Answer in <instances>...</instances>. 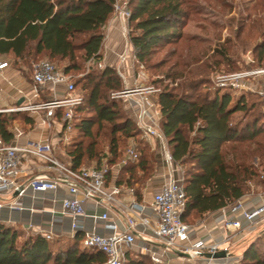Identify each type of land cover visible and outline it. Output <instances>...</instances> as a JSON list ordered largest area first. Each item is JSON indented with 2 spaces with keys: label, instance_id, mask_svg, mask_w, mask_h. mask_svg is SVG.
Here are the masks:
<instances>
[{
  "label": "trees",
  "instance_id": "trees-1",
  "mask_svg": "<svg viewBox=\"0 0 264 264\" xmlns=\"http://www.w3.org/2000/svg\"><path fill=\"white\" fill-rule=\"evenodd\" d=\"M116 1L0 0V55H13L31 66L40 57H48L65 62L62 67L71 74L82 72L90 59L95 60L90 71L77 80L84 92V102L78 108L74 131L90 141L87 144L75 141L72 135L66 145L74 168L87 166L88 161L96 162L90 166L104 162L94 140L104 122L112 128V155L105 160L110 166L122 159L125 150L121 145L141 136L135 120L124 113L123 99L113 97L114 92L124 89L118 70L97 66L102 61L104 26L113 16ZM127 7L131 11L128 39L137 69L140 64L149 69L162 67L163 59L158 62L153 59L185 37L191 16L186 0H128ZM254 53L253 61L240 68L233 60L226 62V72L264 67V41L255 46ZM193 64L186 63L190 68L185 74L176 73L171 66L165 73L169 83L157 95L160 128L174 161L183 170L187 195L183 219L187 223L192 216L203 217L232 206L249 194L250 184L259 176L252 160L254 157L264 160V99L256 93L235 95L230 88L205 89L209 82L204 76L205 66L194 68ZM250 96L257 100L250 104ZM256 108L259 111L253 114ZM83 110L88 113L81 116ZM238 112L245 119L235 121ZM16 119L14 113H0V136L5 141L14 138L9 128ZM137 148L138 161L120 169L118 185L136 187V182L154 173L155 155L145 152L140 145ZM258 185L263 187L264 181ZM136 194L138 199L142 198L137 187ZM82 240V233L72 238L47 239L42 233L26 234L0 222V264H104L105 254L85 248ZM132 254L127 252L126 264H153L144 254ZM242 262L264 264V231L248 245Z\"/></svg>",
  "mask_w": 264,
  "mask_h": 264
},
{
  "label": "built area",
  "instance_id": "built-area-1",
  "mask_svg": "<svg viewBox=\"0 0 264 264\" xmlns=\"http://www.w3.org/2000/svg\"><path fill=\"white\" fill-rule=\"evenodd\" d=\"M114 13L125 23L124 33L129 32V18L131 11L117 0ZM122 62L132 61L136 67L135 54L125 52L119 56ZM90 67L95 60H89ZM11 65L8 60L0 59V79L4 70ZM100 69L104 62L97 63ZM89 67V68H90ZM145 66L140 64L137 79L129 85L127 75L117 69L124 82V89L113 93L115 98H124L128 108L132 111L136 125L141 136L148 142L154 140L155 148L160 150L164 161L170 168V178L162 189L154 193L150 207L153 214L147 215V205L138 200L136 187H125L116 182L120 169L139 159L137 145L131 143L125 149L119 163L110 166L104 161L99 166H81L74 168L72 158L64 152L62 157L56 150L68 145L72 139L74 125L77 121L78 108L84 102V92L78 87L73 74L67 73L64 67L49 59H40L32 63V81L36 97L40 90L52 91V96L34 103H21L0 109V113L39 112L42 113V124L56 130L58 142L28 140L19 145L12 141H5L0 136V195L5 191L16 192V198L4 203L0 201V209L8 206L11 210L24 208L20 200L30 190L37 192L57 191L62 186L68 189L69 195L62 198L60 211L71 217V232L74 237L83 234L82 245L85 248H95L106 256L104 264H126V254L133 247L139 246L147 251L155 264H166L165 254L176 252L193 259H204V264H214L215 258L206 256L207 253H216L226 250L230 257L229 243L231 235L242 229V220L239 217L224 218V224L229 234L222 242H208L206 239L193 240L191 226L183 219L187 208V195L183 185L182 168L172 156L167 145L166 137L160 128L161 111L158 105L159 87L148 82ZM144 73V74H143ZM216 85L221 88H230L235 93H256L264 99V67L242 69L230 73H223L213 77ZM64 87V95H58L57 89ZM57 126L59 128H57ZM14 135L24 134L17 123L13 126ZM58 147V148H57ZM24 156L36 157L45 163L51 172H41L21 179V163ZM116 171L114 174L113 172ZM113 180V181H112ZM130 197L129 203H124L123 195ZM94 203L96 210L103 207L105 211L89 212L86 203ZM231 211L242 216L249 225H253L264 216V203L254 209H245L241 199L230 206ZM127 214L126 222L122 227L118 220L111 218L110 212ZM94 220L95 228L88 229L84 225L85 218ZM103 221L106 233L96 230L99 222ZM47 239H52V233H42ZM224 244H227L224 246ZM157 245L159 248L151 249L149 246Z\"/></svg>",
  "mask_w": 264,
  "mask_h": 264
},
{
  "label": "crops",
  "instance_id": "crops-1",
  "mask_svg": "<svg viewBox=\"0 0 264 264\" xmlns=\"http://www.w3.org/2000/svg\"><path fill=\"white\" fill-rule=\"evenodd\" d=\"M124 26V21L120 20L119 17H115L114 15L105 24V39L102 48V61L104 62L105 66H111L124 71L127 75L129 85H133L137 79L136 71L138 72V69L136 67L134 68L131 60L124 63L119 58V56L125 52L134 54L133 47L124 33ZM0 59L11 62V65L4 70V75L0 79V109L18 104L22 98L24 99L22 103H34L52 96V91L41 89L39 97H36L33 81L29 83L25 77L21 75L20 78L23 81V84L19 85L16 89H8V86H13V82L10 81L7 84L5 82V76L8 72L13 75L16 74L14 71H12L13 61L8 55H0ZM64 93V87H59L57 89L58 95H64ZM22 113H26V118L21 116L20 119L18 118L14 120L9 130L14 135L15 131L13 130V126L17 123V125L23 129L24 134L21 136L14 135V138L11 140L12 143L23 145L28 140L46 141L49 139L55 143L58 142L56 130L42 124V113L21 112L14 114ZM57 128L59 127L57 126ZM151 143L156 146L154 140H152ZM65 151V147H63L56 150V153L62 157ZM41 172L51 171L49 167L40 159L29 156L23 157L20 171L22 180ZM113 173L115 174L116 171ZM169 174L170 168L164 161L160 150H158L157 168L155 172L150 177L141 179L140 182H136L137 189L142 193V198L138 200L147 205L145 209V213L147 215L151 216L153 214V210L150 207L153 195L154 193L160 191L163 185L169 181ZM139 175L141 178L142 172H140ZM125 187L127 188L129 186ZM68 195V189L65 186H62L57 191L37 192L35 194L29 190L28 193L20 199L24 206L22 210H11L7 205L0 209V222L8 226L21 229L26 234L52 233L54 238H72L71 217L69 215L63 214L60 211V202L62 198ZM16 196L17 194L14 191H5L0 195V201L7 204L13 201ZM123 201L124 203L130 202V197L127 193H124ZM241 201L247 210L254 209L256 206L264 203V186L254 193L247 194L241 199ZM86 208L89 212L97 211L99 214L105 211L103 207L96 210V207L92 202H87ZM110 215L113 220H118L120 225L124 227L127 218V214L125 212L118 213L116 210H112ZM226 217H239L242 220V229L234 235H231L230 240L228 241L229 244L231 243L229 245L230 257L215 258L214 264H236L233 263V258L236 259L238 263L239 259L237 260V258L233 257L231 254V245H236L242 242H246L249 245L260 233L264 231V216L261 219H258V221H256L253 225H249V222L246 221L242 216L234 214L229 206L219 209L213 213H207L203 217H198L195 221L189 222L191 226L192 239H206L208 242L224 241L225 237L229 234L224 224V218ZM84 225L88 229L95 228L94 220L91 217L85 218ZM96 230L100 233L107 232L103 221L98 223ZM142 245H144L143 242H140L139 246L133 247L130 251L149 255L147 251H143ZM226 245L227 244H224V246ZM149 247L151 249L159 248L157 245H151ZM246 248L240 253V258H242L241 254L243 255ZM165 263L204 264V259H193L180 255L176 252H169L165 254Z\"/></svg>",
  "mask_w": 264,
  "mask_h": 264
},
{
  "label": "rangeland",
  "instance_id": "rangeland-1",
  "mask_svg": "<svg viewBox=\"0 0 264 264\" xmlns=\"http://www.w3.org/2000/svg\"><path fill=\"white\" fill-rule=\"evenodd\" d=\"M119 1L122 6L127 7L128 0ZM186 6L189 8L191 16L185 28V37L178 44L163 49V51L153 59L154 62L163 59L164 65L162 67L149 69L144 65L145 75L148 76L147 81L154 83L161 89L164 85L169 83L165 73L171 66H173V71L176 73L185 74L190 68V66L189 68L186 66V63L192 61V63H194V68L205 66V70L203 69L204 76L209 78V82L204 86L205 89H229L228 87H218L213 77L223 73H230L226 72L228 70L226 62L233 60L232 62L236 63L240 68L253 61L255 46L264 41V0H186ZM113 15L118 17L116 13H113ZM128 33H126L127 38ZM8 56L12 58V66L16 69L14 70L12 67V71L16 73L15 75L8 72L5 76V82L7 84L10 81L13 82V86H8V89H16L19 85L23 84L20 75L25 77L29 83L32 82L31 65L26 64L22 60H16L13 55ZM40 59L50 60L48 57H40ZM53 62L59 66L65 65V62ZM217 62L220 63L217 64ZM175 64H177V66H175ZM215 64L217 65L216 67H214ZM89 67L90 65L87 62L82 72L80 71L73 74L76 81L90 71ZM179 81L181 82V80ZM174 85H177V83ZM234 94L240 95V93L235 92ZM121 99H123L121 106L123 107L124 113L126 115L129 114L134 119L133 113L128 108L125 99ZM256 100L257 98L254 96L248 97L250 104ZM258 111L259 109L256 108L252 113L255 114ZM87 113L88 111L83 110L81 116ZM25 114L26 113L16 115L17 118L20 119L21 116ZM234 119L235 121H242L245 119V116L243 113L238 112L234 115ZM111 129V125L104 122L103 126L97 129V132L99 131L98 134L94 136V140L97 143L96 150L100 153L101 159L103 158L102 162L112 155L110 153ZM73 136L75 141H84L86 144L90 141L88 137H85L78 131H74ZM259 139L263 141V137ZM131 143L140 145L145 152L153 153L155 158H158V149L155 148L151 142L143 139L142 136H138L136 139H129L126 144L121 145V149L124 151ZM62 146L66 147V145ZM252 162L255 164L259 176L250 184L251 190L249 194L261 189L258 182L261 183L262 180L264 181V160L254 157ZM95 164L96 162L88 161L85 165L90 166ZM155 167L157 168V162ZM195 220L196 218L194 216L190 218V221ZM247 245L248 243L246 242L231 245L232 256L237 258V260L239 259L237 263L236 259L233 258V263L243 264L242 258H240L239 255ZM132 253L139 254L138 252ZM144 255L147 256V260L155 264L150 255ZM241 256L243 255L241 254Z\"/></svg>",
  "mask_w": 264,
  "mask_h": 264
},
{
  "label": "water",
  "instance_id": "water-1",
  "mask_svg": "<svg viewBox=\"0 0 264 264\" xmlns=\"http://www.w3.org/2000/svg\"><path fill=\"white\" fill-rule=\"evenodd\" d=\"M24 101V99L22 98L18 103L21 104ZM181 255L185 256L183 253H181ZM208 257H213V258H224L227 256L226 250H220L217 251L216 253H207Z\"/></svg>",
  "mask_w": 264,
  "mask_h": 264
}]
</instances>
